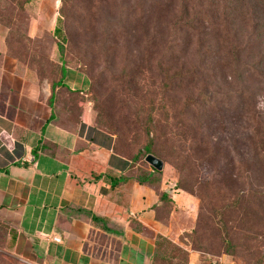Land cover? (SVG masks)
Returning <instances> with one entry per match:
<instances>
[{"label":"rangeland","instance_id":"1","mask_svg":"<svg viewBox=\"0 0 264 264\" xmlns=\"http://www.w3.org/2000/svg\"><path fill=\"white\" fill-rule=\"evenodd\" d=\"M183 15L198 20L194 31ZM6 73L26 77L47 106L53 94L65 123L87 111L131 180L193 199L191 211L164 201L174 233L154 236L153 264H264V10L255 0H0V107L13 115L20 83ZM69 74L87 87L53 92ZM4 126L0 164L23 154L24 131ZM0 264H21L1 222Z\"/></svg>","mask_w":264,"mask_h":264},{"label":"crops","instance_id":"2","mask_svg":"<svg viewBox=\"0 0 264 264\" xmlns=\"http://www.w3.org/2000/svg\"><path fill=\"white\" fill-rule=\"evenodd\" d=\"M6 74L19 80L22 107L13 115L0 107L1 129L24 131L22 156L0 164V221L15 232L10 256L21 264H152L154 236L174 233L161 194L182 210L191 211L193 199L131 180L128 160L113 152L112 136L87 111L80 123H65L54 111L46 123L52 109L36 100L38 90L26 77ZM61 83L72 91L87 87L80 74ZM111 177L128 181L112 185Z\"/></svg>","mask_w":264,"mask_h":264},{"label":"trees","instance_id":"3","mask_svg":"<svg viewBox=\"0 0 264 264\" xmlns=\"http://www.w3.org/2000/svg\"><path fill=\"white\" fill-rule=\"evenodd\" d=\"M230 1H231V0H230ZM255 2L258 4V6H259L261 9L264 10V0H255ZM183 18H184L185 20H187L186 25H187L188 28L191 29L192 31H194V30L196 29V27L199 25V24H198V20H196L195 18H193V19H188V18H187L186 16H184V15H183ZM259 65H260V64H259ZM179 76H182V75H179ZM62 78H63V76H62ZM62 78L58 81V83H57L56 85H53V86H52L53 92L55 91V89H56L57 87H63V88H65V89H68V87H66L64 84L61 83L62 80H63ZM175 78L177 79V77H175ZM178 78L182 79L183 76H182V77H178ZM184 78H185V77H184ZM52 100H53V94L50 96L49 101H48V105H49V107L53 110V106H52V103H53V102H52ZM53 119H54V114H53V111H52V113H51L50 117L47 119V122H46V123L50 122V121L53 120ZM148 133H149V132H148ZM36 154H37V151H36L35 149L32 150V155L34 156V158H35ZM148 155H152V154H148ZM153 156H154V155H153ZM158 159H159V158H158ZM110 179H111V181H112V185H115V184H118V183H125V182L128 181V178H126V177H120L119 179L111 177ZM141 182H144V181H141ZM145 182H146V181H145ZM147 183H150V182L147 181ZM150 184H152V183H150ZM166 199H168V198H167V195H166L165 193H162V194H161V197H160V200L165 201ZM0 222H1V221H0ZM1 223L4 224L3 222H1ZM4 225L6 226L7 236H8V243H9V249H10V248H12V246H13V244H14V240H15V238H14V236H15V232H14L11 228H9L6 224H4ZM155 247H156V244H155ZM154 253H155V252H154ZM153 258H154V255H153ZM153 258H152V264H153Z\"/></svg>","mask_w":264,"mask_h":264},{"label":"water","instance_id":"4","mask_svg":"<svg viewBox=\"0 0 264 264\" xmlns=\"http://www.w3.org/2000/svg\"><path fill=\"white\" fill-rule=\"evenodd\" d=\"M145 161L158 172L163 168L162 161L153 155H147Z\"/></svg>","mask_w":264,"mask_h":264},{"label":"built area","instance_id":"5","mask_svg":"<svg viewBox=\"0 0 264 264\" xmlns=\"http://www.w3.org/2000/svg\"><path fill=\"white\" fill-rule=\"evenodd\" d=\"M52 240H53L55 243H59V242H60V238H59V237H53Z\"/></svg>","mask_w":264,"mask_h":264}]
</instances>
